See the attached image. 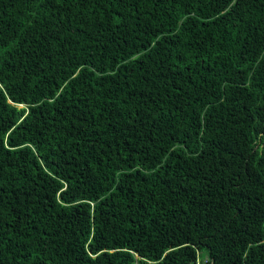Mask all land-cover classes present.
Instances as JSON below:
<instances>
[{"label":"trees","instance_id":"trees-1","mask_svg":"<svg viewBox=\"0 0 264 264\" xmlns=\"http://www.w3.org/2000/svg\"><path fill=\"white\" fill-rule=\"evenodd\" d=\"M0 264H264V0H0Z\"/></svg>","mask_w":264,"mask_h":264},{"label":"rangeland","instance_id":"rangeland-1","mask_svg":"<svg viewBox=\"0 0 264 264\" xmlns=\"http://www.w3.org/2000/svg\"><path fill=\"white\" fill-rule=\"evenodd\" d=\"M205 251L204 249H199L197 250V259L200 261V260H203L205 258Z\"/></svg>","mask_w":264,"mask_h":264}]
</instances>
